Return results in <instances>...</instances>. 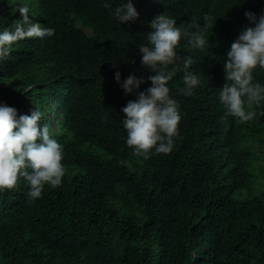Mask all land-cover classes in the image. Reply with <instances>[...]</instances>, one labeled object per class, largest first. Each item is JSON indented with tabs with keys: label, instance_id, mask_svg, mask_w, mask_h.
<instances>
[{
	"label": "trees",
	"instance_id": "trees-1",
	"mask_svg": "<svg viewBox=\"0 0 264 264\" xmlns=\"http://www.w3.org/2000/svg\"><path fill=\"white\" fill-rule=\"evenodd\" d=\"M125 2L0 0V31L55 30L14 42L0 63V102L18 116L39 108L66 168L35 201L22 179L0 190V264H264V103L242 123L218 98L223 59L264 0H132L139 17L120 24L112 12ZM164 13L180 27L217 20L203 50L180 41L203 83L185 96L183 71L169 82L179 137L171 153L144 159L126 144L121 110L136 94L121 84L135 74L146 79L139 91L151 86L139 45ZM254 80L264 83V69Z\"/></svg>",
	"mask_w": 264,
	"mask_h": 264
},
{
	"label": "clouds",
	"instance_id": "clouds-1",
	"mask_svg": "<svg viewBox=\"0 0 264 264\" xmlns=\"http://www.w3.org/2000/svg\"><path fill=\"white\" fill-rule=\"evenodd\" d=\"M112 15L121 24L138 19L139 12L132 0H126L114 8ZM245 16L251 26L238 35L223 59L227 82L218 93L225 108L224 117L238 118L242 123L255 119L258 113L254 108L264 103V83L254 80V70L264 69V13L258 16L249 11ZM216 20L205 14L203 25L180 27L175 17L164 13L150 22L153 30L139 45V51L142 64L155 73L147 77L151 86L139 91L146 79L135 74L121 84L126 95L136 94L121 110L126 144L134 154L149 159L174 150L183 114L178 101L170 95L169 82L178 71H183L181 92L185 96H191L203 83L200 74L190 70L193 58L180 56V41H186L193 50H203L209 43L204 29ZM54 34L52 28L25 29L21 25L0 31V63L10 56L18 39ZM115 78L120 82L121 73L116 72ZM44 119L39 108L30 115L18 116L15 107L0 102V190L13 189L22 179L28 186L27 197L35 201L41 197L45 185L56 188L62 184L66 174L64 149L49 126L39 123Z\"/></svg>",
	"mask_w": 264,
	"mask_h": 264
},
{
	"label": "rangeland",
	"instance_id": "rangeland-1",
	"mask_svg": "<svg viewBox=\"0 0 264 264\" xmlns=\"http://www.w3.org/2000/svg\"><path fill=\"white\" fill-rule=\"evenodd\" d=\"M55 102H53V104H54ZM54 106H58V104L57 103H55V105ZM57 126L55 125V123H54V128H56ZM261 163L262 164H264V158L261 160ZM264 184V180H262V181H260V185L262 186Z\"/></svg>",
	"mask_w": 264,
	"mask_h": 264
}]
</instances>
